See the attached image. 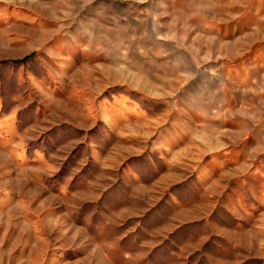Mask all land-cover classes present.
Here are the masks:
<instances>
[{"label": "rangeland", "instance_id": "1", "mask_svg": "<svg viewBox=\"0 0 264 264\" xmlns=\"http://www.w3.org/2000/svg\"><path fill=\"white\" fill-rule=\"evenodd\" d=\"M0 264H264V0H0Z\"/></svg>", "mask_w": 264, "mask_h": 264}]
</instances>
